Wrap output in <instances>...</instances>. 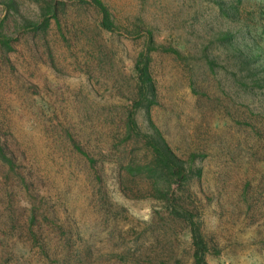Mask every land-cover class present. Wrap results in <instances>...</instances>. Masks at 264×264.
I'll return each instance as SVG.
<instances>
[{
	"label": "rangeland",
	"instance_id": "obj_1",
	"mask_svg": "<svg viewBox=\"0 0 264 264\" xmlns=\"http://www.w3.org/2000/svg\"><path fill=\"white\" fill-rule=\"evenodd\" d=\"M100 1L111 31L91 0H0V39L13 48L0 51V150L28 186L16 185L0 157V263L54 264L71 254L75 264H173V256L192 264L186 225H167L161 237L152 229L143 242L144 224L164 226V206L118 181L124 164L114 146L134 94L135 60L149 50L157 104L136 121L146 129L149 117L201 171L185 208L208 243L207 264H264V53L219 19L218 3L227 10L235 0ZM259 1L238 6L241 18L262 12L256 29L264 26ZM46 19L49 28L35 30ZM228 28L229 42L220 36ZM257 41L264 48V34ZM71 138L95 157L101 183L86 179ZM62 220L73 248L58 240Z\"/></svg>",
	"mask_w": 264,
	"mask_h": 264
},
{
	"label": "trees",
	"instance_id": "obj_2",
	"mask_svg": "<svg viewBox=\"0 0 264 264\" xmlns=\"http://www.w3.org/2000/svg\"><path fill=\"white\" fill-rule=\"evenodd\" d=\"M91 2L94 4L98 13L102 15L100 21L102 29L111 31L113 21L110 19L106 7L100 0H91ZM241 3L242 0H235L227 10L222 4L220 5L218 3L219 19L226 21L229 25L237 24L241 30H244L242 35L247 36L248 40L251 41L255 48L261 50V53H264V48L257 41L258 38L262 39L263 37L264 26H260V32L259 29H256L258 26L254 28L255 22H261L263 19L262 12L258 14L251 12V16H247L246 19L241 18L239 13L241 7L238 8ZM259 3L262 5V8H264V0H260ZM50 23L49 19L43 20L40 25L36 24V26H34L35 30L47 29L49 28ZM220 36L223 37V41L226 40L229 42L230 38H232V33L228 28L225 31L220 32ZM10 43L11 40L9 39H0V51L5 54L12 51L13 48H11ZM230 48H232L231 44L225 47L223 46V51H231L229 52L230 55L227 54V56L233 58L236 67L242 66L239 63L243 60L242 54L238 53L239 51L237 49L234 50V46L231 50H229ZM148 51L149 50L140 52L135 60L133 69L135 73L134 94L133 98L130 99L132 101L129 102L130 105L126 111L127 121L124 123L122 136H119L120 139L114 146L115 149H119L117 162L119 164H124V166L121 167L122 170L119 172L118 181L123 189H129L135 197H149L161 202L164 206V216H161L165 219L164 226L161 227L158 223H155L157 226L154 225V220L153 222L144 224L147 227V230L140 233L144 243L147 242V234H155L152 229L157 230L158 237H161L166 235L165 233L168 229L165 230V227L167 225L170 226L174 225V223H181L186 225L189 232L191 263L207 264V255L209 252L208 243L200 229L199 223H196L193 220L190 211L185 208L190 197V194L187 197L188 188H190L189 182L193 177L199 176L201 171L199 168H194L193 158L185 160L179 157L171 149L161 134L158 133L149 117L146 129H142L136 121V114L138 111L142 110L145 112V115L149 116L151 107L157 104L156 87L150 69L151 57ZM249 58L251 60L252 56H247V60ZM254 83H256V85L260 84V80H255ZM71 142L75 150L78 152L77 155L80 157L81 162L87 167L85 172L86 179L101 183L102 176L100 174L101 172L98 171L99 169L95 168V164H97L95 157L83 151V149L80 148L77 142L72 138ZM0 157L2 162H5V164L11 167L10 171L15 174L14 178L17 179L16 185H23L28 191L27 184L24 185L25 180L23 175L19 172H14L12 159L9 160L2 150H0ZM10 171H8V173ZM101 171L104 172V168H102ZM5 179H7V174L5 175ZM24 188H21L20 191L25 192ZM160 220L162 219L160 218ZM55 229L59 231L58 240L60 244L69 248H73L76 245V238L72 239L70 237L69 234L71 233V230L70 227L67 228L65 220H62ZM32 239L35 243H38L36 238L32 237ZM157 239L154 242H156ZM4 241L5 238L0 239V248L3 246ZM73 251L75 256L81 257L83 255V258H87L88 256L87 250L76 249ZM36 253L38 255L48 256L42 247H40ZM173 258L175 259H172L173 264L182 263L178 257L173 256ZM161 259L163 260V257ZM74 261L75 258L70 254L66 255L63 259L56 257L53 263L75 264L76 261ZM0 264H5V261L4 263L1 261Z\"/></svg>",
	"mask_w": 264,
	"mask_h": 264
}]
</instances>
